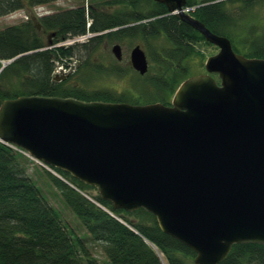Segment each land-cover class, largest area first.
I'll return each mask as SVG.
<instances>
[{"label": "water", "instance_id": "95a60500", "mask_svg": "<svg viewBox=\"0 0 264 264\" xmlns=\"http://www.w3.org/2000/svg\"><path fill=\"white\" fill-rule=\"evenodd\" d=\"M154 1L219 50L170 106L19 96L0 104V143L94 188L114 210L151 214L192 264H220L233 245L264 246V59L235 53L183 12L187 0ZM110 52L122 60L120 45ZM129 64L147 73L139 45Z\"/></svg>", "mask_w": 264, "mask_h": 264}, {"label": "trees", "instance_id": "16d2710c", "mask_svg": "<svg viewBox=\"0 0 264 264\" xmlns=\"http://www.w3.org/2000/svg\"><path fill=\"white\" fill-rule=\"evenodd\" d=\"M55 0H0V18L16 11L31 12L34 7ZM239 3L242 15L256 5V0H187L195 7L191 17L212 33L229 39L235 53L249 59H264V38L235 36L230 6ZM123 7L116 11L117 5ZM104 5V6H103ZM230 5V6H229ZM87 18L90 25L87 27ZM233 31V33H232ZM90 33L83 44L66 48L54 45L69 38ZM234 37L240 39L237 47ZM138 40L153 48L147 73L139 76L130 64H98L89 56L101 43ZM209 45L186 22L168 14L164 5L154 0H118L90 5L86 16L83 7L53 12L0 30V104L6 99L37 95L74 98L90 102L169 106L178 86L187 78L203 73V54L195 46ZM79 54V76L98 75L123 78L132 73L136 93L116 94L106 89H86L71 83L72 74L55 81L56 63H69ZM199 57V72L192 66ZM88 62V64H87ZM194 65H190V63ZM73 73V74H75ZM78 78V77H77ZM27 157L0 143V264H99L90 252V244L100 246L108 264H192L194 253L162 233L155 218L137 210L128 213L114 210L111 204L92 197L117 219L83 197L79 192L50 173L64 206L80 221L87 237L76 235L62 221L58 210L43 196L40 187L27 175ZM79 191L92 189L59 170H54ZM220 264H264V246L233 245Z\"/></svg>", "mask_w": 264, "mask_h": 264}, {"label": "rangeland", "instance_id": "374dc122", "mask_svg": "<svg viewBox=\"0 0 264 264\" xmlns=\"http://www.w3.org/2000/svg\"><path fill=\"white\" fill-rule=\"evenodd\" d=\"M114 1H118V0H87L86 1L87 3L85 2V0H55L53 3L46 5L44 7V10H47L50 13H53L59 10L72 9V8L79 7V6L85 7V5H87L88 7H90V5L92 4L101 6V4H106L108 2H114ZM198 1H201V0H198ZM256 1H257L256 5H254L252 9L247 10V12H245L243 15L242 13H240L241 11H238L239 10L238 6L240 5L239 3H236L235 5H231V6L229 5L230 6L229 10L232 16V20H235L234 22H232V24L234 26L236 25L234 27L235 30H233L235 36L236 35L239 36L243 34V36L245 35L248 36V39L254 38V40H257V38L258 40L264 38V0H256ZM122 8L123 7H121V5L119 4L116 7V11H119ZM195 8L196 6L195 7H185L183 9V12L191 16V13L195 10ZM23 13L24 12L22 11H17L14 15L10 14L3 18H0V30L4 29L5 27L17 25L21 22H24V19L22 18ZM89 35L90 37L93 36L90 33ZM234 41L237 47L241 49L240 42H239L240 39L234 37ZM85 42L86 41H82L79 44H83ZM114 44L120 45L122 49L123 57L120 62H117L110 52V48ZM136 45H139L144 50L147 56V59L149 61V65H151L150 56L154 54V49L147 48L138 40H131V41L124 40L123 42H118V43L116 42L107 43L105 41H101V43L96 47L94 52H92L91 55L89 56V60L93 59V62L98 63V64H106V65H110L112 63L117 64L123 69L129 65V53L131 49ZM195 48L197 51L200 50V52L204 55L203 56L204 58L201 61L202 69H203L205 60L208 57H211L217 53V48L214 46H211L210 44L209 45L197 44ZM75 57L76 59L74 58L75 59L74 66L77 67L80 63L79 54L77 51H75ZM5 63L7 62H2V65ZM195 63H198V64H196L195 66H192L190 70L192 74L199 72V66H198L199 57H197ZM190 65H194V64L191 62ZM72 72L73 71H70V74ZM82 72H83L82 68H80L78 73L74 72L75 74H72L73 76L71 77L70 81L71 83H73V81L75 80L77 81L78 79V82H77L78 86L84 87L86 89H106V90H110L113 93L120 94L125 91L136 93L137 89L135 85L141 86V83L139 82L137 84L133 83L134 77L132 73H126V75L121 79H118L112 76H100L99 77L98 75L96 76V75H91V74L83 77L82 79H79V76L81 75ZM30 161L31 162L27 164V171H26L27 175L40 187L41 192L43 196L45 197V199L48 201V203L52 207H54L56 210H58L62 221L66 224L68 229L73 231L78 236L87 237L86 232L81 227L80 221L76 218V216L72 212H70L64 206L61 200V197H60V193L58 189L55 187V185L52 183L49 175L46 173V170L41 165L36 163L35 161L33 160H30ZM56 174L59 175L58 173ZM61 178L65 180L63 177ZM83 192L86 193L91 198L97 195L96 191L92 189H86ZM89 248H90V252L92 256L99 262V264H108L100 246L90 244Z\"/></svg>", "mask_w": 264, "mask_h": 264}, {"label": "built area", "instance_id": "2783aa9c", "mask_svg": "<svg viewBox=\"0 0 264 264\" xmlns=\"http://www.w3.org/2000/svg\"><path fill=\"white\" fill-rule=\"evenodd\" d=\"M38 10V9H37ZM23 19L27 20V16L24 15ZM88 38H90L89 34L77 37V38H73L70 40H66L65 42L59 43L57 46H63V47H67L69 45H72L76 42H82V41H86ZM72 67L70 65H68L67 67L64 66V64H57L56 63V68L53 72V75H59V76H63L68 74L71 71Z\"/></svg>", "mask_w": 264, "mask_h": 264}, {"label": "flooded vegetation", "instance_id": "af4514ba", "mask_svg": "<svg viewBox=\"0 0 264 264\" xmlns=\"http://www.w3.org/2000/svg\"><path fill=\"white\" fill-rule=\"evenodd\" d=\"M257 2V1H256ZM236 3H233V4H231V5H235Z\"/></svg>", "mask_w": 264, "mask_h": 264}]
</instances>
